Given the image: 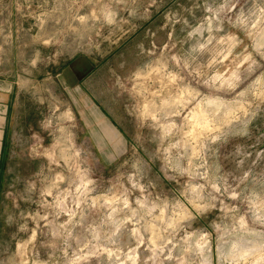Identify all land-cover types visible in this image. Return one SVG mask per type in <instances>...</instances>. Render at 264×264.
Here are the masks:
<instances>
[{
  "label": "rangeland",
  "instance_id": "obj_1",
  "mask_svg": "<svg viewBox=\"0 0 264 264\" xmlns=\"http://www.w3.org/2000/svg\"><path fill=\"white\" fill-rule=\"evenodd\" d=\"M0 264H264V0H0Z\"/></svg>",
  "mask_w": 264,
  "mask_h": 264
},
{
  "label": "crops",
  "instance_id": "obj_2",
  "mask_svg": "<svg viewBox=\"0 0 264 264\" xmlns=\"http://www.w3.org/2000/svg\"><path fill=\"white\" fill-rule=\"evenodd\" d=\"M17 94L14 88H4L0 83V227L2 220V209L4 204V191L8 179L11 177L8 170L9 146L11 144V132L13 127L10 122Z\"/></svg>",
  "mask_w": 264,
  "mask_h": 264
}]
</instances>
